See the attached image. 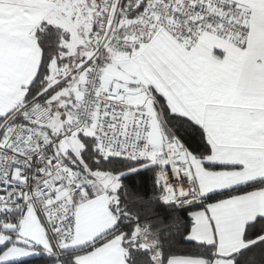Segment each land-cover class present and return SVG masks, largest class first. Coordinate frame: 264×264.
Wrapping results in <instances>:
<instances>
[{
    "label": "snow or ice",
    "instance_id": "1",
    "mask_svg": "<svg viewBox=\"0 0 264 264\" xmlns=\"http://www.w3.org/2000/svg\"><path fill=\"white\" fill-rule=\"evenodd\" d=\"M264 264V0H0V264Z\"/></svg>",
    "mask_w": 264,
    "mask_h": 264
},
{
    "label": "trees",
    "instance_id": "2",
    "mask_svg": "<svg viewBox=\"0 0 264 264\" xmlns=\"http://www.w3.org/2000/svg\"><path fill=\"white\" fill-rule=\"evenodd\" d=\"M255 260H256V264H260V255L258 252L255 254ZM29 264H42V262L41 261H30Z\"/></svg>",
    "mask_w": 264,
    "mask_h": 264
}]
</instances>
